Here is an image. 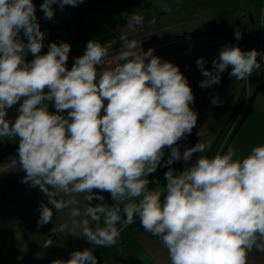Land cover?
<instances>
[{
    "label": "clouds",
    "instance_id": "1",
    "mask_svg": "<svg viewBox=\"0 0 264 264\" xmlns=\"http://www.w3.org/2000/svg\"><path fill=\"white\" fill-rule=\"evenodd\" d=\"M83 2L44 0L40 10L51 20L54 4L63 10ZM144 21L138 12L127 15L118 53L110 55L107 44L90 40L69 70V43H50L47 53L40 54L45 33L33 0H0V139L19 141L18 156L7 166L24 172L22 182L38 186L47 197L38 209V226L51 222L54 210L71 208L74 229L107 248L120 236L117 224L127 227L138 217L144 231L168 250L170 264H247L254 248L264 251V145L243 159L232 147L212 158L200 155L207 147L200 142L181 154L178 142L197 126L198 113L190 107L195 97L178 65L129 38ZM234 35L242 39L239 30ZM28 54L34 57L30 62ZM258 56L264 60L255 49L224 45L211 70L198 58L205 77L199 86L218 85L229 66L230 77L249 79L261 68ZM20 101L10 120L8 110ZM211 103L222 101L217 96ZM165 148L171 150L165 165L199 156L178 174L169 167L163 191L150 189L148 176L161 165ZM94 189L110 193L114 204L103 203ZM81 193L85 201L101 203H86L81 211L76 207ZM52 243L47 239L44 247ZM51 264L98 262L86 248Z\"/></svg>",
    "mask_w": 264,
    "mask_h": 264
},
{
    "label": "crops",
    "instance_id": "2",
    "mask_svg": "<svg viewBox=\"0 0 264 264\" xmlns=\"http://www.w3.org/2000/svg\"><path fill=\"white\" fill-rule=\"evenodd\" d=\"M114 1L84 0L79 6H65L63 10L58 4H54V18L47 20L40 10V5L44 0H33L36 6L37 22L41 31L45 33L43 48L48 49L49 44L53 42L61 43L63 33L70 31L73 33L68 35L67 39L72 42L71 46L75 44L77 47H82V40L89 39L87 36L93 30L92 9L98 3L105 2L108 3V10L115 12ZM161 1L166 5L161 15L164 18H179L183 32L191 38L200 36L216 38V34H227L225 37L232 38V42L239 45L242 50L249 51L256 48L251 43L258 36V23L263 8L262 0L239 1L227 6L220 0H215V6L212 9L202 5L203 0ZM137 12L143 14L142 11ZM106 14V18L98 21L101 24L99 29L92 32V36L104 35L103 24L108 25L105 29L108 31V27L112 28L110 24L118 25L125 21L124 18L118 19L114 14L109 15L107 11ZM204 18H214V25L219 29V33L206 32ZM236 30L242 33V39L238 41L234 35ZM74 31H77V34H74ZM221 47L219 45L210 48L190 47L174 58L176 59L174 64L179 66L195 97L190 107L198 113L197 126L193 128L191 134H186L178 142L181 154L186 148L193 147L200 142L207 146L206 151L200 155L208 157L212 152L211 158L221 148L226 153L228 148L232 147L236 150L237 157L243 159L250 154L253 147L264 145V73L256 71L249 79L237 80L229 76L232 70L229 66L221 74V81L218 85L208 88L199 86L205 77L198 68L196 60L203 58L206 62L205 68L211 70L212 62L217 58ZM82 52H84L82 49L77 48L73 51V56ZM31 58L34 57L31 55ZM28 61L30 62V57ZM217 96L222 104L213 105L211 100ZM19 103L22 102H18L8 110L10 120L15 119ZM104 104L106 106L107 101ZM63 114L66 115V112ZM101 115H104L103 110ZM15 141L18 143L14 144ZM18 145V139H0V264H51V261L56 259L66 261L71 258L72 252L83 251L92 243L81 236L79 227L74 229L72 218L69 215L71 208H65L60 212L54 210L52 221L38 226L37 222L40 217L38 209L41 201L47 203V197L38 186L31 187L29 184H22L24 172L7 166L11 163L12 157L18 156ZM164 152L161 165L158 166L156 172L148 176L150 189L163 191L167 184L164 173L169 167L175 169L178 174L194 163L199 156L198 153H194L191 161L185 162L181 159L172 165H165L171 150L165 148ZM93 192L104 197L103 203L114 204L110 193L99 192L96 189ZM85 195L81 193L76 197L78 200L76 207H79L81 211L86 203L92 206L101 203L97 199L85 201ZM60 198L69 199L70 197L61 194ZM7 200H9L8 203ZM95 223L90 221L91 226H95ZM99 224L103 226V217ZM61 225H67L63 232L59 231ZM55 227L57 232L53 231ZM47 239H51L53 243L45 248L44 243ZM100 264H170V258L168 250L159 238L144 231L138 237L117 244L116 254L105 258ZM247 264H264V251L254 248L248 253Z\"/></svg>",
    "mask_w": 264,
    "mask_h": 264
},
{
    "label": "rangeland",
    "instance_id": "3",
    "mask_svg": "<svg viewBox=\"0 0 264 264\" xmlns=\"http://www.w3.org/2000/svg\"><path fill=\"white\" fill-rule=\"evenodd\" d=\"M220 1L224 5L227 6V5L233 4L234 2L246 1V0H220ZM114 3H115V7H114L115 12H112V10H108V6H107L108 3H105V2L98 3L97 6L92 9V15H93L92 32L95 31L96 29H99L98 27L100 26L101 23H99L98 21L107 17L106 11L109 15L110 14L116 15L118 19L124 18L125 19L124 23H120L118 25L116 23L115 25L110 24L112 28L108 27V31L105 30L108 25L103 24L102 28H104L103 29L104 35L99 34V35L92 36V32H91L87 36L89 39L82 40V47H77V45L75 44L72 45L70 53H69V58L66 63L67 69L70 70L75 62V59L84 54V52H82L81 54L73 56L74 55L73 51L77 48L78 49L80 48L83 51H85L88 41L93 40V39L98 40L101 44H107V46L111 50L110 55H115L116 53H118L120 50L121 44H122V41L120 40V36L122 35V33L126 31V23H125L126 17L132 12L142 11L143 12L142 15L145 17V21L142 26H139L136 28V31L129 38L130 39L135 38L137 40H141V46L145 51H147L149 48H154L155 49L154 54L159 56L162 60H167V61L174 63V61H176V59L174 58L179 53L183 52L187 48L193 47L194 41H196L198 38L204 37V36H200V37L191 38V36H187L186 33L183 32L184 29H182L179 18H164V16L161 15V12L165 11L166 5L161 0H132V1L131 0H115ZM262 4H263L262 14L260 16V20L258 23L259 25V32L257 34L258 36L254 39V42L251 43L253 47L257 48V49L255 48V50H258V48L260 47V41L264 42V0H262ZM202 5H204L206 8L212 9L215 6V0H203ZM148 16H150V18H148ZM152 20H155V23H151ZM204 21H205V26H206L205 28L206 32L211 33V34L219 33V29L217 27L215 28L216 25H214V22H215L214 18H204ZM62 27H65V25H62ZM193 29L194 31H196L195 27ZM71 33H73V31L64 32L61 42H68L71 45L72 42L69 39H67V36L71 35ZM74 34H77V31H74ZM191 34H194V33H191ZM205 35H209V34H205ZM216 35L217 37L213 39L219 40V39H222L221 38L222 36H224L223 39L225 41H227L229 44H233L231 40L232 38L225 37L227 36V34H222V35L216 34ZM23 36L24 35L22 32L20 34L21 39ZM235 45L239 46L237 44ZM47 51L48 49L44 47L41 55L46 54ZM29 57L31 61L32 59L31 54H28L25 57L26 62H29L28 61ZM114 64L115 62H113V66ZM97 67L99 68L100 66H97ZM45 91H47V89H45ZM49 111L53 113L56 111L54 106L51 103L49 104ZM17 143L18 142L15 141L14 144H17ZM218 152H220L221 154H224V149L221 148L220 150L215 152L213 154V157ZM211 154L212 152L208 156L209 158ZM22 184H25V183H22ZM8 202L9 200H7V203ZM119 229H121V232H120V236L117 238V243L114 246H110L108 248L111 252L109 256L116 254L117 244L119 245L120 243L124 242V240L138 237L139 235L142 234V232L144 233V229L140 225L138 217H136V220L133 224H130L127 227H124L122 225ZM101 247L103 246L97 247L93 251V254L97 252V250L100 249Z\"/></svg>",
    "mask_w": 264,
    "mask_h": 264
},
{
    "label": "built area",
    "instance_id": "4",
    "mask_svg": "<svg viewBox=\"0 0 264 264\" xmlns=\"http://www.w3.org/2000/svg\"><path fill=\"white\" fill-rule=\"evenodd\" d=\"M22 40L27 43V38L25 36L22 37ZM224 46V45H235L229 44L227 41H225L223 38L222 39H213L210 37H203V38H198L196 41H194V45L192 48H210L213 46ZM245 51V50H243ZM259 52L264 53V42L260 41V47L258 48ZM258 61L261 64L260 70H258L261 73H264V60H262L259 56L257 57Z\"/></svg>",
    "mask_w": 264,
    "mask_h": 264
},
{
    "label": "trees",
    "instance_id": "5",
    "mask_svg": "<svg viewBox=\"0 0 264 264\" xmlns=\"http://www.w3.org/2000/svg\"><path fill=\"white\" fill-rule=\"evenodd\" d=\"M161 199H163V197ZM122 225V223L117 224V227L120 228ZM97 247H99V245L91 244L88 248L92 249L93 252ZM108 248L109 247L106 248L103 246L93 254L97 258L98 264H100L106 257H109L111 252Z\"/></svg>",
    "mask_w": 264,
    "mask_h": 264
}]
</instances>
